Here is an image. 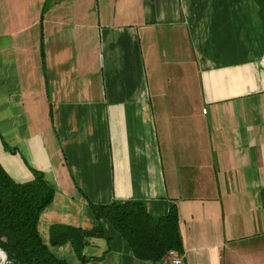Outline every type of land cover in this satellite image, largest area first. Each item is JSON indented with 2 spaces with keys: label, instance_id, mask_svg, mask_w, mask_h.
<instances>
[{
  "label": "crops",
  "instance_id": "1",
  "mask_svg": "<svg viewBox=\"0 0 264 264\" xmlns=\"http://www.w3.org/2000/svg\"><path fill=\"white\" fill-rule=\"evenodd\" d=\"M0 0V164L55 188L68 264L137 258L90 205H176L183 264H264V0ZM87 238L82 262L66 229Z\"/></svg>",
  "mask_w": 264,
  "mask_h": 264
},
{
  "label": "trees",
  "instance_id": "2",
  "mask_svg": "<svg viewBox=\"0 0 264 264\" xmlns=\"http://www.w3.org/2000/svg\"><path fill=\"white\" fill-rule=\"evenodd\" d=\"M52 2L47 0L46 9ZM54 195L55 188L42 173L34 172L32 181L17 183L0 164V248L8 255L9 264H68L52 254L38 229L40 216L53 202ZM90 206L97 221L103 219L111 223L137 258L159 262L170 251L183 253L176 205L157 220L150 216L141 202ZM66 230L62 240L52 243L71 242L82 262H85L82 251L87 244L86 239L105 235L100 223L89 232Z\"/></svg>",
  "mask_w": 264,
  "mask_h": 264
},
{
  "label": "built area",
  "instance_id": "3",
  "mask_svg": "<svg viewBox=\"0 0 264 264\" xmlns=\"http://www.w3.org/2000/svg\"><path fill=\"white\" fill-rule=\"evenodd\" d=\"M167 257L170 258L172 264H183V257L178 256L175 251H170Z\"/></svg>",
  "mask_w": 264,
  "mask_h": 264
},
{
  "label": "water",
  "instance_id": "4",
  "mask_svg": "<svg viewBox=\"0 0 264 264\" xmlns=\"http://www.w3.org/2000/svg\"><path fill=\"white\" fill-rule=\"evenodd\" d=\"M0 253L4 254V258H3L2 264H9V258H8V255L5 253V251H3L0 248Z\"/></svg>",
  "mask_w": 264,
  "mask_h": 264
},
{
  "label": "bare ground",
  "instance_id": "5",
  "mask_svg": "<svg viewBox=\"0 0 264 264\" xmlns=\"http://www.w3.org/2000/svg\"><path fill=\"white\" fill-rule=\"evenodd\" d=\"M4 255L2 253H0V260L1 262L3 261Z\"/></svg>",
  "mask_w": 264,
  "mask_h": 264
},
{
  "label": "rangeland",
  "instance_id": "6",
  "mask_svg": "<svg viewBox=\"0 0 264 264\" xmlns=\"http://www.w3.org/2000/svg\"><path fill=\"white\" fill-rule=\"evenodd\" d=\"M0 264H2L1 260H0Z\"/></svg>",
  "mask_w": 264,
  "mask_h": 264
}]
</instances>
